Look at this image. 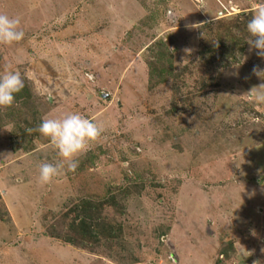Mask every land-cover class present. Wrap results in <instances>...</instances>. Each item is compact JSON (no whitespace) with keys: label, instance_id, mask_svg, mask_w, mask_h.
<instances>
[{"label":"rangeland","instance_id":"374dc122","mask_svg":"<svg viewBox=\"0 0 264 264\" xmlns=\"http://www.w3.org/2000/svg\"><path fill=\"white\" fill-rule=\"evenodd\" d=\"M259 4L0 0L25 33L0 44L24 80L0 107V264H264ZM71 113L104 131L41 184L62 158L27 130Z\"/></svg>","mask_w":264,"mask_h":264},{"label":"clouds","instance_id":"9594fccd","mask_svg":"<svg viewBox=\"0 0 264 264\" xmlns=\"http://www.w3.org/2000/svg\"><path fill=\"white\" fill-rule=\"evenodd\" d=\"M20 19L0 13V44L12 45L23 40L25 33L19 29ZM193 24L191 27H196ZM247 31L252 37L247 41L249 51L257 50L256 55L264 58V4L256 6L255 14L247 23ZM253 73L264 79V70L254 67ZM89 80L94 76L89 73ZM24 88V80L18 71L6 70L0 76V107H11L15 102V94ZM259 103H264V83L253 86L247 93ZM29 133L36 131L48 138L62 158L57 164L42 163L39 167V181L41 184L50 183L63 172H75L78 167V157L89 150L92 143L99 140L104 129L93 120L80 114H66L62 118L43 119L35 129H28ZM264 251V249H262ZM248 256L252 255L248 252ZM253 264H261L255 260Z\"/></svg>","mask_w":264,"mask_h":264},{"label":"trees","instance_id":"16d2710c","mask_svg":"<svg viewBox=\"0 0 264 264\" xmlns=\"http://www.w3.org/2000/svg\"><path fill=\"white\" fill-rule=\"evenodd\" d=\"M80 225H81V227H83V228H82V233L84 234L85 229H86V225H85L84 221H81V222H80Z\"/></svg>","mask_w":264,"mask_h":264},{"label":"water","instance_id":"95a60500","mask_svg":"<svg viewBox=\"0 0 264 264\" xmlns=\"http://www.w3.org/2000/svg\"><path fill=\"white\" fill-rule=\"evenodd\" d=\"M108 96H109L108 93L103 94V97H108Z\"/></svg>","mask_w":264,"mask_h":264}]
</instances>
